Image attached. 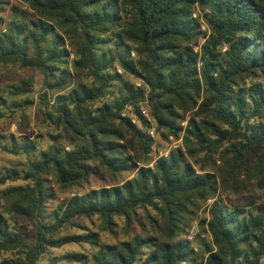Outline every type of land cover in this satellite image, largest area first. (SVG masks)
Returning a JSON list of instances; mask_svg holds the SVG:
<instances>
[{
	"label": "trees",
	"instance_id": "obj_1",
	"mask_svg": "<svg viewBox=\"0 0 264 264\" xmlns=\"http://www.w3.org/2000/svg\"><path fill=\"white\" fill-rule=\"evenodd\" d=\"M9 66L42 75L50 143L0 145L27 158L22 172L0 169V188L26 182L0 191V264H40L72 244L94 249L64 257L78 264H264V0H0ZM34 92L30 80L0 86V117L33 106ZM152 127L180 142L153 166ZM92 177L112 184L57 201L52 184ZM94 218L110 234L121 221L126 237L104 242L78 221ZM195 222L211 240L199 251Z\"/></svg>",
	"mask_w": 264,
	"mask_h": 264
},
{
	"label": "rangeland",
	"instance_id": "obj_2",
	"mask_svg": "<svg viewBox=\"0 0 264 264\" xmlns=\"http://www.w3.org/2000/svg\"><path fill=\"white\" fill-rule=\"evenodd\" d=\"M121 70L123 74V70L118 67V70ZM119 73V72H118ZM21 80H30L34 86V94L31 95V98L34 100V105L25 110L24 112H16L11 113L9 110H5L4 115L0 117V145L7 143L11 135H14L17 139H20L22 135H28L31 139H36L38 135H43L44 139H40V144L42 147L46 148L47 145L50 143V138L48 136V129L43 127L40 123V116L37 109V102L38 97L42 91L43 85V77L38 71H33L29 69H23L21 67H13L9 66L5 69L0 71V86L10 84V83H17ZM130 111V110H128ZM155 139L157 142V146L154 149L153 153V162L151 166L154 165V161L158 157L160 153H163L165 150L168 151L169 149L176 147L180 144L174 142L171 139V143H164L160 137L155 134ZM165 149V150H164ZM27 158L26 156H15L9 153H6L0 147V169H9L13 166H18L20 171H24L26 169ZM135 172L130 174H124L120 177V181H125L127 179L132 178ZM26 182L22 180H18L16 182H8L5 186L1 189H5L9 186L13 185H25ZM111 181L109 178H100V177H92L91 183L89 186L83 187H74L72 189L63 190L60 189L59 186L52 184L54 190L57 193V201L62 202L65 199L73 196L74 194H82L85 191L90 189H95L99 187H109L111 185ZM57 204L56 201L50 203V209L55 207ZM1 212V209H0ZM207 216V212L205 210L201 211L200 219ZM79 223L87 228L88 230L98 232L101 236L102 241L113 243L118 240H122L126 237L127 231L124 228V225L121 221H118V227L116 234H110L106 231H102L100 228L101 221L98 218H94L92 220L89 219H82L78 220ZM11 223L18 227L23 233L28 234L30 230L34 227L33 220H26V219H16L11 217ZM193 231L194 238L190 241L196 251H199L202 247V243L204 241L209 242L211 241L208 235L204 234L200 231L198 223L195 222L190 232ZM83 230L80 228H74L71 225H67L63 229L62 234H80ZM188 239V238H187ZM70 253H82L89 257L94 253V249L89 245H68L63 247L59 250L50 251L48 255H46L45 259L42 260L40 264H54V257H60L62 260L61 264H78L72 261L65 259L64 257ZM200 263V260L197 264Z\"/></svg>",
	"mask_w": 264,
	"mask_h": 264
},
{
	"label": "built area",
	"instance_id": "obj_3",
	"mask_svg": "<svg viewBox=\"0 0 264 264\" xmlns=\"http://www.w3.org/2000/svg\"><path fill=\"white\" fill-rule=\"evenodd\" d=\"M118 72H119V73H122V71H121L120 69L118 70ZM130 109H131V108L129 107L128 110H130ZM140 111H141V113L143 114V116H144L145 119H147L150 123H153V122H152V118H151V116H150V113H149V110H148L147 107H145V106H141ZM150 135H151L152 137H155V129H154L153 127L150 129ZM160 155H167V153H160ZM187 238H188L189 241H192V240H193V238H194L193 231H191V232L188 234Z\"/></svg>",
	"mask_w": 264,
	"mask_h": 264
}]
</instances>
